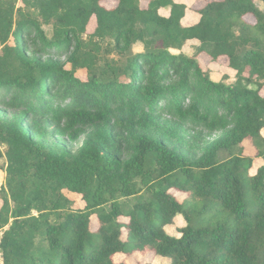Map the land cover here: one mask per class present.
I'll return each instance as SVG.
<instances>
[{
	"label": "trees",
	"instance_id": "obj_1",
	"mask_svg": "<svg viewBox=\"0 0 264 264\" xmlns=\"http://www.w3.org/2000/svg\"><path fill=\"white\" fill-rule=\"evenodd\" d=\"M112 1L113 9L102 0H0V104L20 112L19 121L0 118V142L8 146L5 156L0 150L7 161L0 189L3 264H152L150 254L172 264H264L259 0H196L201 19L191 27L182 25L187 7L173 0H147L146 8L143 0ZM164 8L168 18L160 15ZM93 18L96 30L85 41ZM44 26L52 28L51 39ZM107 39L123 52L137 44L144 52L105 72L99 63ZM192 40L200 45L189 57L181 51ZM51 50L65 51L66 62ZM200 58L236 71L235 85L214 82ZM78 70L88 72L86 82ZM191 76L197 86L187 108ZM173 78L178 87L164 86ZM209 95L228 119L211 123L222 133L192 159L165 136L180 140L181 126L166 121L165 127L166 109L159 106L170 97L169 113L199 118ZM85 126L95 130L77 152L45 143L52 133L76 139L80 131H72ZM247 142L263 161L255 173L254 159L244 154ZM143 192L149 197L127 202ZM65 193L82 196L84 208L74 211ZM178 216L186 223L180 238L165 231Z\"/></svg>",
	"mask_w": 264,
	"mask_h": 264
},
{
	"label": "rangeland",
	"instance_id": "obj_2",
	"mask_svg": "<svg viewBox=\"0 0 264 264\" xmlns=\"http://www.w3.org/2000/svg\"><path fill=\"white\" fill-rule=\"evenodd\" d=\"M194 1L196 2V0H193V3H195ZM101 4L107 7L108 9H113L117 7V2L112 1V0H102ZM257 4L264 11V3L261 0H259L257 1ZM19 5H22L21 1L19 2ZM147 5H148V1L143 0L142 7L146 8ZM246 20L250 23L255 22L254 18L252 17H247ZM96 27H97L96 20L95 18H93L90 24L88 25L87 34L84 36L85 41H87L90 38V36L95 32ZM43 29L47 35V38L51 39L53 35L52 28L48 26H44ZM13 44H14L13 40H11V45ZM186 48H187L186 51L190 54V57L194 56L195 48H196L194 47V44L187 43ZM143 52H144V48L141 44L135 45L132 48L130 53H126V52L121 51V49H116L114 47V41L107 39L103 43L102 58H101L102 60L100 61L99 66L101 67V69L107 72L108 65L123 66L127 63V60L129 57L131 58L132 56H135ZM49 53L54 59L59 60L61 63L66 62V52L65 51H62L61 53L60 52L56 53V50H51ZM199 61L202 67L205 70H208V75L214 82L222 83L226 86L235 85L236 75H237L236 71L228 68L225 64L221 62L212 63L206 58H200ZM67 68L71 69V66H67ZM76 77L86 82L89 78V74L86 70H78L76 73ZM103 79L104 77L101 76L100 81H102ZM179 82H180L179 78H173L171 82H168V84H164V86L174 85L178 87ZM196 86H197V80L194 76H191L190 86L187 89L189 93L188 95L190 97L184 102L183 107L188 108L192 104V99L194 98L195 95L192 94L190 91L194 89ZM2 91L0 92L1 94H3ZM1 94H0V100L2 98ZM59 104L60 103H54V107H57V105ZM171 104H172V100L170 97L167 98L165 102L160 104L159 106L160 108L166 109L164 113H161V116H162L161 123L165 127L167 126L164 123L166 121H172V122L179 124L181 126V131L179 133L180 140H178L175 137L170 136L168 133H166L165 136L171 139L174 147L184 152L190 158L193 159V158L200 157L202 155V148L207 143L214 141L222 133L221 130L217 128H213L211 126V123L215 122L217 119H222L223 121H226L228 119V114L224 112L223 109L218 106L216 97L212 95H209L208 97L205 98L204 107L199 109L200 110L199 118H194L192 115H187L186 117L181 118V116H179L175 112L173 114L169 113L167 109L169 108ZM202 117H206V119L203 120L201 119ZM0 118H7L11 121H19L20 112L15 111L11 108L3 107L0 104ZM94 130H95L94 127H88V126L77 127L72 131V133L80 131L77 133L76 139H73V138L71 139V132L67 134H63L59 137H57L56 134L52 133L50 136H48L45 143L47 146L55 150H59L63 147H66L67 149H72L73 152H77L83 147L85 141L89 137H91ZM262 134L264 136V130L262 131ZM243 149H244L245 156L251 157L254 159V169L251 172L255 173L257 168L263 165V161L257 157V150L255 149L252 143L250 142L245 143L243 145ZM0 150L5 156L8 151V146L0 142ZM6 167H7L6 158H2V159L0 158V189L6 186V181H7ZM171 193L181 202L186 199V195L182 193H179L174 190L171 191ZM65 195L73 203L72 209L74 211H80L84 208V202L82 201V196L73 194V193H65ZM138 195L136 198L129 199L127 202L134 203L140 197V195L145 198L149 197V195L146 192H143ZM1 206H2V200L0 198V208ZM121 221L125 222L127 221V219L121 218ZM179 224H181V222H179ZM173 227H176V226H172L170 228L172 232L174 231ZM92 228H93V231H96L98 228V219L96 217L92 218ZM178 234H179L178 232L175 233L176 236H180ZM152 258H154L153 264H172L171 260L169 259H165V258L155 259V257H153V255L150 254L148 259L152 260ZM139 260L140 258L138 256L133 257L134 262H137ZM0 264H3L1 253H0Z\"/></svg>",
	"mask_w": 264,
	"mask_h": 264
},
{
	"label": "crops",
	"instance_id": "obj_3",
	"mask_svg": "<svg viewBox=\"0 0 264 264\" xmlns=\"http://www.w3.org/2000/svg\"><path fill=\"white\" fill-rule=\"evenodd\" d=\"M173 2L176 3V4H180V5H185L187 7L186 8V12H185V16H184V18L182 20V25L184 27H191V26H194V25L199 23V21L201 19V16L197 12H195L193 10V6L195 5V3H193V0H173ZM170 11H171L170 8L161 9L160 10V15L165 17V18H168L169 15H170ZM187 43L188 44L189 43L190 44H194V47H198L200 45V42L198 40H192V41H189ZM186 50H187V48H186V45H185L181 52L183 54H185L186 56L190 57V54ZM179 53H180L179 51L176 52V54H179ZM179 222H181V224H179ZM174 224H176V225H174ZM174 224L165 227V231L167 232V234H169L172 237L180 238L181 234L178 232V230L181 229V228H184L186 226V223H185L184 219L181 216H178L176 221H174ZM172 226H176V227H173V230H174L173 232L170 229ZM177 232L179 233L178 235H180V236H176L175 235V233H177ZM156 258L159 259V258H162V257H155V259ZM153 262H154V260L152 261V264H153Z\"/></svg>",
	"mask_w": 264,
	"mask_h": 264
}]
</instances>
